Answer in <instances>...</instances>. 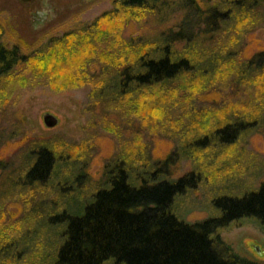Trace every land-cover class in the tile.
<instances>
[{"label": "trees", "instance_id": "trees-1", "mask_svg": "<svg viewBox=\"0 0 264 264\" xmlns=\"http://www.w3.org/2000/svg\"><path fill=\"white\" fill-rule=\"evenodd\" d=\"M263 28L264 0H113L93 23L36 49L9 45L0 23V150L19 145L13 156L0 152V227L7 208L20 206V229L42 224L54 236L51 264H257L236 255L219 234L241 218L264 229V181L214 197L216 214L190 223L175 202L201 176L168 178L174 154L154 160L145 146L136 156L118 152L93 182L81 158L89 154L86 141L76 155L67 138L28 137L12 105L24 89L54 88L64 75L61 85L89 88L102 112L128 99L146 108L154 92L198 82L217 117L189 149L233 146L264 129V49L250 50ZM84 44L91 50L83 51ZM76 182V196L51 198ZM22 235L0 230V264H19L32 243Z\"/></svg>", "mask_w": 264, "mask_h": 264}, {"label": "rangeland", "instance_id": "rangeland-1", "mask_svg": "<svg viewBox=\"0 0 264 264\" xmlns=\"http://www.w3.org/2000/svg\"><path fill=\"white\" fill-rule=\"evenodd\" d=\"M112 2L0 0V23L4 29V40L9 45L19 41L28 48L36 49L52 38L61 37L75 29L78 31V27L83 24L93 23L104 12L112 9ZM85 41L83 39L82 44ZM254 46L250 50L264 49V28L255 32ZM89 50L91 47L86 44L83 51ZM64 76L59 77L54 88L36 85L21 91L16 103L12 105V111L19 113L28 137L67 138L75 143L76 155L79 153V144L86 141L90 146L89 154L81 158H86L87 174L93 182L101 178L103 164L118 152L126 153L130 150L129 154L136 156L141 147L145 146L154 160H162L174 154L168 178L175 179L193 171L201 176L197 185L179 194L175 202L178 214L192 223L216 214L212 204L214 197L246 192L264 181L263 128L244 138L245 141L243 139L233 146L215 148L210 153L203 152V148L189 149V140L207 132L217 117L216 111L207 109L208 102L199 91L198 82L190 85L183 80L177 81L162 96L158 90L149 97L146 108L140 105L139 99H128L118 104L109 102L102 108V112L94 99L89 97V88L69 89L66 83L61 85ZM46 114L57 119L55 126L47 127L44 124L43 117ZM18 146L12 143L2 147L1 156H13ZM207 154L208 158L205 157ZM69 186V193L60 189L51 198L59 202L70 198L74 192L76 196L80 192L81 182ZM38 207L43 209V205ZM7 209L3 216L8 220H5L0 230L9 226L15 234L26 235L22 242H32L19 264H51L50 257L55 249L52 243L54 236H51L50 231H45L42 224L35 229L32 222L27 223L30 228L25 229L28 225L22 223L20 229V206L11 205ZM219 235L240 258L264 264V229L256 220H236L228 228L221 229Z\"/></svg>", "mask_w": 264, "mask_h": 264}, {"label": "water", "instance_id": "water-1", "mask_svg": "<svg viewBox=\"0 0 264 264\" xmlns=\"http://www.w3.org/2000/svg\"><path fill=\"white\" fill-rule=\"evenodd\" d=\"M43 122L47 127H53L57 124V119L51 114H46L43 117Z\"/></svg>", "mask_w": 264, "mask_h": 264}]
</instances>
